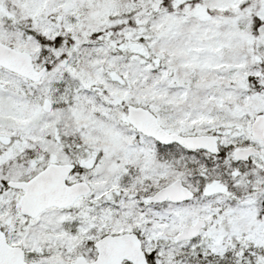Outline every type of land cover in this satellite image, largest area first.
Here are the masks:
<instances>
[{"label": "snow or ice", "instance_id": "6c2138e0", "mask_svg": "<svg viewBox=\"0 0 264 264\" xmlns=\"http://www.w3.org/2000/svg\"><path fill=\"white\" fill-rule=\"evenodd\" d=\"M0 264H264V0H0Z\"/></svg>", "mask_w": 264, "mask_h": 264}]
</instances>
